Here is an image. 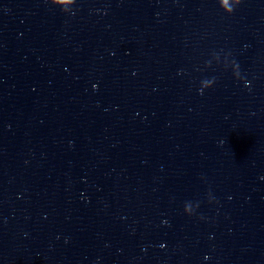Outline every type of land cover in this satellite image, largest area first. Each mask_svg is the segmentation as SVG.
<instances>
[{"label": "water", "instance_id": "95a60500", "mask_svg": "<svg viewBox=\"0 0 264 264\" xmlns=\"http://www.w3.org/2000/svg\"><path fill=\"white\" fill-rule=\"evenodd\" d=\"M261 264H264V243H263V251H262Z\"/></svg>", "mask_w": 264, "mask_h": 264}]
</instances>
